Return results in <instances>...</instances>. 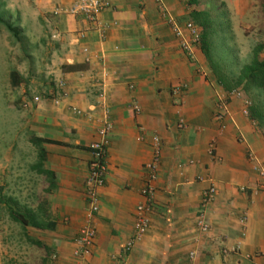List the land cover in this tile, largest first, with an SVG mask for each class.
I'll return each instance as SVG.
<instances>
[{
	"label": "crops",
	"instance_id": "0c3cea01",
	"mask_svg": "<svg viewBox=\"0 0 264 264\" xmlns=\"http://www.w3.org/2000/svg\"><path fill=\"white\" fill-rule=\"evenodd\" d=\"M79 1L54 0L49 9L54 76L65 88L37 135L59 142L42 145L55 174V264H264V194L253 170L256 160L264 164V134L245 113V93L222 87L199 45L193 59L181 50L172 23L184 24L185 1L107 0L96 23L67 12ZM221 1L235 23L260 2ZM220 104L226 113L216 121ZM97 142H106V173L90 214L84 186ZM156 144L149 228L126 250ZM210 186L216 195L202 209ZM201 209L205 232L197 226ZM85 226L94 241L75 257Z\"/></svg>",
	"mask_w": 264,
	"mask_h": 264
},
{
	"label": "rangeland",
	"instance_id": "374dc122",
	"mask_svg": "<svg viewBox=\"0 0 264 264\" xmlns=\"http://www.w3.org/2000/svg\"><path fill=\"white\" fill-rule=\"evenodd\" d=\"M53 3L0 0V264L56 263L51 244L54 233L15 222L8 215L12 207L33 215L35 223L45 221L47 216L55 218L49 183L36 169L38 148L31 142L64 96L65 83L54 76L51 61L58 48L52 36L56 14L49 10ZM193 9L207 17L210 50L206 61L212 73L223 77L225 89L245 93L247 114L264 134V89L245 92L233 83L239 69L251 61L253 47L264 42L262 2H255L246 19L235 23L221 0H199L198 5L187 8L181 20L199 27L191 14ZM198 45L200 48V42ZM12 72L18 74L20 84L12 83Z\"/></svg>",
	"mask_w": 264,
	"mask_h": 264
},
{
	"label": "built area",
	"instance_id": "2783aa9c",
	"mask_svg": "<svg viewBox=\"0 0 264 264\" xmlns=\"http://www.w3.org/2000/svg\"><path fill=\"white\" fill-rule=\"evenodd\" d=\"M109 6L107 0H80L78 3L69 9V13L73 15H81L82 18L88 23H96L98 15ZM172 29L175 37L179 41L180 48L185 52L190 59H193L192 47L198 45L200 42V29L198 26L185 22L182 26L177 23H172ZM180 86L174 87L173 91L178 92ZM234 95L239 96L238 91H233ZM34 101L37 102L38 98L35 97ZM225 105L220 104L218 111L215 115L216 121H221L225 116ZM247 114V111L245 112ZM109 130V127L105 128V131ZM92 158L88 164V176L85 180V198L88 204L90 214H94L98 210V198L96 189L104 184V178L106 173V142H97L91 145ZM159 145L156 144L154 149V156L152 162L147 165L149 171L148 179L145 186L141 190V195L145 199V203L136 207L134 234L130 241L126 245V250H129L134 242L139 241L147 232L149 228V214L152 208V200L154 196L155 169L159 161ZM251 159L253 157L251 156ZM257 175L256 191L264 194V164L255 161L253 167ZM216 195V189L214 186H210L202 193L201 206L204 209L209 205ZM200 210L197 215V226L201 231H208V224L205 219L203 210ZM95 237V231L90 226L81 228L78 232V237L75 242L77 247L73 251L75 257H81L87 253L88 247L92 245Z\"/></svg>",
	"mask_w": 264,
	"mask_h": 264
},
{
	"label": "trees",
	"instance_id": "16d2710c",
	"mask_svg": "<svg viewBox=\"0 0 264 264\" xmlns=\"http://www.w3.org/2000/svg\"><path fill=\"white\" fill-rule=\"evenodd\" d=\"M264 7V0H260ZM199 0H186V5L188 7H195L198 5ZM192 16L196 21L199 23L200 31V49L204 54L205 58H209V50L210 45L208 43V32H207V17L203 16V13L193 10L191 11ZM204 17L201 21L199 18ZM264 50V42L257 44L252 49V59L248 64L243 65L235 78H233L234 87H243V91H247L248 89H264V61L259 59V54ZM69 70L77 69V66H67ZM10 78L14 85H18L21 82L19 79L18 74L16 72H12L10 74ZM217 81L222 85L225 89L224 85L225 82L223 81V77L217 76ZM227 90V89H225ZM229 91V90H227ZM252 113V108H250ZM31 142L34 146L38 148V158L39 162L36 165V169L39 174H42L46 177L49 183L48 192L51 193L53 190L56 189L55 184V174L43 167V162L46 160V152L42 147L43 144H59V142L51 141L41 137H33ZM91 150V149H90ZM8 215L9 217L18 223L23 225H32L38 227L39 229L44 230H54L55 222L50 220V217L47 216L46 220L41 223H35V217L33 215L29 216L24 213H20L18 210L13 209L12 207L8 208ZM38 245L41 243L36 242Z\"/></svg>",
	"mask_w": 264,
	"mask_h": 264
}]
</instances>
